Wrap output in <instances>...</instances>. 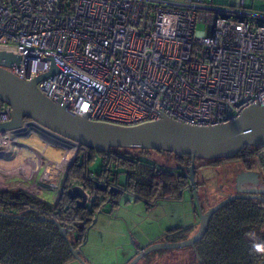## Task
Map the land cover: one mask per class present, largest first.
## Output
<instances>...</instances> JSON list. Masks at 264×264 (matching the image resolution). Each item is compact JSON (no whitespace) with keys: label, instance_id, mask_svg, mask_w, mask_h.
<instances>
[{"label":"built area","instance_id":"1","mask_svg":"<svg viewBox=\"0 0 264 264\" xmlns=\"http://www.w3.org/2000/svg\"><path fill=\"white\" fill-rule=\"evenodd\" d=\"M210 2L0 0V50L18 56L9 70L21 79L47 73L51 57L63 62L72 73L43 77L37 88L92 121L136 125L165 115L227 123L264 102V8L253 9V0ZM10 118L1 102L0 123ZM21 136L0 131V160L26 163ZM57 163L64 176L68 162ZM39 177L50 181V172ZM95 199L87 190L85 205Z\"/></svg>","mask_w":264,"mask_h":264},{"label":"trees","instance_id":"2","mask_svg":"<svg viewBox=\"0 0 264 264\" xmlns=\"http://www.w3.org/2000/svg\"><path fill=\"white\" fill-rule=\"evenodd\" d=\"M254 150L245 147L239 154L249 156ZM79 151L83 153L81 158ZM79 151L67 168L63 188L54 203L22 189H0V211L24 213V218L0 215V264H65L73 258L58 228L50 221L39 220L42 216L54 218L65 226L68 236L73 235V238L69 236L73 246L81 247L93 219L109 198L114 200L127 193L152 207L160 201H180L190 189L187 171L158 164L148 157L149 150L110 148L103 152L81 148ZM97 155L101 166L90 179L83 170L91 172L88 166ZM171 155L177 164H190V156ZM221 161L228 160H196L195 169L203 162ZM121 173L126 176L124 183L118 179ZM72 183H80L96 194L90 208L77 206L69 198L67 189ZM98 183L113 185L120 191L112 194L108 190L100 191L96 187ZM181 249L191 252L194 258L191 264H258L264 259V207L248 200L229 202L212 215L204 236L194 246ZM166 251L169 250L158 252Z\"/></svg>","mask_w":264,"mask_h":264},{"label":"water","instance_id":"3","mask_svg":"<svg viewBox=\"0 0 264 264\" xmlns=\"http://www.w3.org/2000/svg\"><path fill=\"white\" fill-rule=\"evenodd\" d=\"M50 60V69L44 75L33 79H21L9 70L19 62L18 56L12 52L0 50V101L11 108V118L0 123V131L12 130L25 135L27 129L25 130L24 121L27 119L28 123L32 122L45 131L73 144L75 153L67 163V168L72 164L81 148L103 152H107L110 148L166 151L176 156H190L189 165H176L173 169L186 170L190 184L194 186L196 160H231L235 159L245 147L264 149V102L248 106L236 119L230 122L209 126L191 125L165 115H161L157 120L136 125L92 121L88 119L87 115L80 116L68 110L60 96L56 99H49L39 91L37 82L43 77L56 72L72 73L57 58L51 57ZM78 78L86 81L82 77ZM258 181L256 172L240 171L235 177L238 193L229 194L204 212L198 205L197 191L193 189L200 214L199 226L195 233L182 240L156 241L140 248L126 264H138L153 251L176 250L194 246L204 236L211 216L232 200L257 199L264 202V188L255 187ZM243 185H248V187L242 188ZM96 187L100 191L108 190L111 194L120 191L113 185L108 186L103 183H98ZM87 190L83 185L72 183L67 189V195L70 199L75 200L77 206L83 207L87 201ZM107 202L113 205L118 204L111 198ZM0 215L24 218V213L10 214L0 211ZM39 220L54 223L61 237L67 243L72 257L80 264H88L81 256V247L73 246L65 226H62L54 218L42 216ZM96 221L97 216L93 219L91 226ZM258 264H264V259Z\"/></svg>","mask_w":264,"mask_h":264},{"label":"rangeland","instance_id":"4","mask_svg":"<svg viewBox=\"0 0 264 264\" xmlns=\"http://www.w3.org/2000/svg\"><path fill=\"white\" fill-rule=\"evenodd\" d=\"M210 3L214 5H228L229 0H211ZM237 5L240 6V0H237ZM261 8H264V0H253V9ZM197 27L204 28V26L199 23ZM52 136L55 135L52 134ZM25 138L26 137H21V141L28 143L30 139L27 140ZM57 148L62 150L61 157L63 156L64 162H69L75 153V146L63 139L62 141L59 140ZM82 154V151H79L80 158ZM147 155L160 165L168 167L177 165L175 159L169 152L149 150ZM100 166L101 159L100 156L97 155L89 164L88 169L90 171H98ZM239 166L238 162L234 159L212 162L211 164L203 162L200 166L201 169L198 170L197 177L199 180L201 178L205 179V184H203L204 187L199 190V194H201L200 192H205L207 196H209L211 204H215L221 200L230 189H227L226 185L225 191L221 192L219 185L221 183L225 184L230 182L239 169ZM21 171L25 172L26 167L24 166ZM125 177L124 173L119 174V182L124 183ZM60 189L61 188H58V190L52 189L53 191L47 189L40 195L49 201H54L58 198ZM116 201L118 202L116 205L105 202L101 206V212L97 215V221L88 229L87 238H89L90 234L91 236L93 234H98L97 232L103 229L104 218L106 216L114 215L116 216L115 222L112 226H108L116 230L119 228L122 231L121 240L125 241L126 246L132 247L136 244L144 248L149 244L160 241L164 233L172 227L186 225L190 218L191 205L189 191L184 193L180 201H160L151 208H147L141 201L134 200V198L127 193L118 195ZM210 203H208V206L211 205ZM69 236L73 238L72 234H69ZM169 239L174 241L172 236H170ZM113 241L114 240L109 241L108 244L112 245V243H114ZM92 250L94 259L100 262L104 260L107 261L108 258H112L117 254L113 249L96 250L95 247H93ZM190 258L191 261L194 262V258H192L191 252L188 249L169 250L160 254L158 251H153L140 260L138 264H188ZM77 262L74 261L72 264H79V262Z\"/></svg>","mask_w":264,"mask_h":264},{"label":"crops","instance_id":"5","mask_svg":"<svg viewBox=\"0 0 264 264\" xmlns=\"http://www.w3.org/2000/svg\"><path fill=\"white\" fill-rule=\"evenodd\" d=\"M26 129L27 132L21 137H26L25 139L30 140L26 143L20 139L21 143L24 144L23 148L20 149V151L22 150L21 157L22 159H26V163L19 166V162L15 159L0 160V188L4 190L22 189L43 200L54 203L58 198L54 201H49L40 194L43 193L44 190H52L50 188L51 183L57 184L58 188H61L64 176L62 172H59V167H57L56 164H58L57 162L61 159L62 150L57 148V144L59 140L62 141V139L57 136H52L51 133L36 126L34 123H26L25 130ZM48 160H53V162L50 163ZM23 166L26 167L25 172L21 171ZM31 166H33L32 170L29 169ZM45 169L50 172V181H43L39 177V174ZM58 188L53 190H58ZM115 220L116 216L114 215L106 216L104 218L103 229L97 232L98 234H93L92 236L90 234L89 238H86L84 244L81 246V256L88 264H126L135 252L142 248L136 244L132 247L126 246L125 241L121 240L122 231L119 228L116 230L108 226H112ZM114 230L116 231L113 232ZM112 240H114V243H112V245L108 244V242ZM93 247H95L96 250L113 249L117 254L112 258H108L107 261L104 260L100 262L93 257ZM74 261L77 262L76 259L71 258L65 264H72Z\"/></svg>","mask_w":264,"mask_h":264},{"label":"flooded vegetation","instance_id":"6","mask_svg":"<svg viewBox=\"0 0 264 264\" xmlns=\"http://www.w3.org/2000/svg\"><path fill=\"white\" fill-rule=\"evenodd\" d=\"M263 151H264V149H256L255 148V150L253 151V153L251 155L245 156V154H239L238 157L234 159L235 161L238 162V164L240 166L238 167L239 169L236 171V173L234 174V176L230 182H227L225 184L221 183L219 185V189L221 190V192L225 191L226 185H227V189H230L222 199L227 197L229 194H237L238 193L236 190L235 177H236L237 173H239L240 171L256 172L258 174L259 181L255 185V187L264 188V155H263ZM177 165H184V164H177ZM170 168H173V167H170ZM199 169H201V168L199 167V168H196V170H195V182L196 183H194V186L190 184V189L188 190L190 193V205H191L190 218L188 220V223L184 226L177 225V226L172 227L171 229L167 230V232H165L164 235L160 238V241H165V240L172 241L169 239L170 236H172L174 238V241L182 240V239L188 238L189 236L194 234L195 231L198 229L199 222H200V214H199L198 208L196 206L197 201H196L195 196L193 194V189H195L197 191L198 205L200 206L202 212L206 211L210 206L214 205V204L210 203V198H209V196H207V194L205 192H200L201 194H199V190L202 187H204L203 184H205V179L201 178L199 180L197 177V173H198ZM247 187H248V185L242 186V188H247ZM114 200L116 201V199H114ZM235 200H248V201H251L252 203H254L256 205L264 207V202L257 200V199H235ZM208 203H210L211 205L208 206ZM189 260L190 261L188 262V264H191V262H192L191 258Z\"/></svg>","mask_w":264,"mask_h":264},{"label":"bare ground","instance_id":"7","mask_svg":"<svg viewBox=\"0 0 264 264\" xmlns=\"http://www.w3.org/2000/svg\"><path fill=\"white\" fill-rule=\"evenodd\" d=\"M32 123V122H31Z\"/></svg>","mask_w":264,"mask_h":264}]
</instances>
